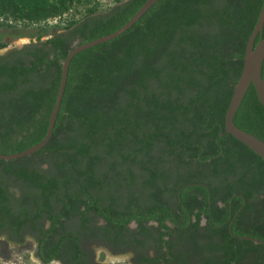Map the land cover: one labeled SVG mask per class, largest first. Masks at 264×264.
I'll use <instances>...</instances> for the list:
<instances>
[{"label":"trees","instance_id":"trees-1","mask_svg":"<svg viewBox=\"0 0 264 264\" xmlns=\"http://www.w3.org/2000/svg\"><path fill=\"white\" fill-rule=\"evenodd\" d=\"M113 1L98 11L97 0H0L9 27L85 4L61 30L41 39L40 26L0 54V152L43 136L72 43L115 29L143 0ZM260 4L155 0L76 51L46 142L0 158V235L30 236L42 263L108 264L95 258L102 246L131 252V264H264V243L237 236L264 240V159L223 131ZM232 121L264 140L251 83Z\"/></svg>","mask_w":264,"mask_h":264},{"label":"water","instance_id":"water-1","mask_svg":"<svg viewBox=\"0 0 264 264\" xmlns=\"http://www.w3.org/2000/svg\"><path fill=\"white\" fill-rule=\"evenodd\" d=\"M154 1L155 0H143L140 3V5L135 9V11L121 25H119L115 29L85 41L72 43L71 47L67 50L63 59L61 60L57 89L55 92L52 107L47 117L46 129L44 131L43 136L38 141L20 150L13 152H6V153L0 152V158L17 157L23 154L30 153L38 149L41 145H43L46 142V140L48 139L51 133L55 115L58 109L59 101L65 83L67 65L70 57L76 51L84 47L106 40L120 33L126 27H128L136 18H138V16ZM263 19H264V0H261L258 14L244 43V49L242 54V65L240 72L233 84L229 100L227 102V105L223 113V131L230 133L232 136H234L236 139L247 145L256 154H258L260 157L264 159V140L256 136L255 134L237 126L232 121L233 114L243 96V93L245 92L246 88L250 83L254 87V91L258 101L264 107V74L263 75L261 74V61L264 56V34L262 35V30H261ZM256 34H258V37L254 41ZM45 37L46 36H44L43 38ZM27 42L29 41L24 40L18 43H14V42L7 43L4 46L0 47V54L10 48L20 47L21 45ZM229 227H230V221L228 222V230L230 231ZM231 234L233 233L231 232ZM237 236L241 238L252 239L253 241L256 242L264 243V240L260 239L259 237L251 236L248 234H237Z\"/></svg>","mask_w":264,"mask_h":264},{"label":"rangeland","instance_id":"rangeland-1","mask_svg":"<svg viewBox=\"0 0 264 264\" xmlns=\"http://www.w3.org/2000/svg\"><path fill=\"white\" fill-rule=\"evenodd\" d=\"M97 10L104 11L113 0H97ZM85 4L76 3L67 12L62 13L60 16H53L46 18L40 24H30L22 26L15 23L14 26L0 25V42L17 43L19 38H25L27 41L36 39L35 33L40 26L44 27V31L40 38L49 35L53 30L58 31L62 28L61 23L70 15L79 17L84 11ZM16 34V35H15ZM34 241L30 236H25L23 241L14 242L7 240L3 235H0V264H39L33 255ZM95 258L107 262L108 264H128V253H111L102 246H95ZM48 264H56V262H49Z\"/></svg>","mask_w":264,"mask_h":264},{"label":"flooded vegetation","instance_id":"flooded-vegetation-1","mask_svg":"<svg viewBox=\"0 0 264 264\" xmlns=\"http://www.w3.org/2000/svg\"><path fill=\"white\" fill-rule=\"evenodd\" d=\"M202 221H203V220L201 219V222H202ZM122 253H128V264H131V263H130L131 252L127 251V252H122ZM119 254H120V253H119ZM35 258H36V260H37V262H38L39 264H48L49 262H56V264H58V261L55 260V259L50 260V261L47 262V263H42V262L39 261V259H38L36 256H35ZM195 264H197V263H195Z\"/></svg>","mask_w":264,"mask_h":264},{"label":"bare ground","instance_id":"bare-ground-1","mask_svg":"<svg viewBox=\"0 0 264 264\" xmlns=\"http://www.w3.org/2000/svg\"><path fill=\"white\" fill-rule=\"evenodd\" d=\"M25 40V38H19L18 40H17V43L18 42H21V41H24Z\"/></svg>","mask_w":264,"mask_h":264},{"label":"built area","instance_id":"built-area-1","mask_svg":"<svg viewBox=\"0 0 264 264\" xmlns=\"http://www.w3.org/2000/svg\"><path fill=\"white\" fill-rule=\"evenodd\" d=\"M12 264H19V263H15V262L13 263V262H12Z\"/></svg>","mask_w":264,"mask_h":264}]
</instances>
